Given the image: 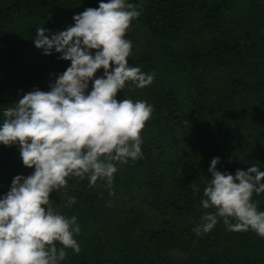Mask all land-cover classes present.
<instances>
[{
	"label": "trees",
	"instance_id": "16d2710c",
	"mask_svg": "<svg viewBox=\"0 0 264 264\" xmlns=\"http://www.w3.org/2000/svg\"><path fill=\"white\" fill-rule=\"evenodd\" d=\"M127 2L140 10L126 33L129 63L154 78L144 88L126 82L117 97L153 106L140 133L143 156L116 162L110 189L69 177L49 194L53 209L75 215L81 229L80 251L67 249L60 264H264V238L251 230L228 231L218 221L199 237L191 231L211 211L199 201L212 157L221 171L251 164L264 171V0ZM97 6L0 0V109L34 86L48 90L70 63L35 47V29L62 30L73 13ZM32 171L16 145L0 144V193ZM252 199L264 210V192Z\"/></svg>",
	"mask_w": 264,
	"mask_h": 264
},
{
	"label": "clouds",
	"instance_id": "9594fccd",
	"mask_svg": "<svg viewBox=\"0 0 264 264\" xmlns=\"http://www.w3.org/2000/svg\"><path fill=\"white\" fill-rule=\"evenodd\" d=\"M139 15L127 0H98L97 7L73 13V23L62 30L35 29V47L70 63L48 90L34 86L0 109V144L16 145L22 164L33 169L13 176L0 193V264H60L67 249L78 253L77 217L54 210L49 194L64 188L69 177L86 178L89 186L101 180L110 189L116 162L142 158L140 133L153 106L117 97L126 82L144 88L154 78L128 59L132 42L126 33ZM219 160H210L199 201L211 211L191 231L199 237L222 221L228 231L251 230L264 238V210L252 199L264 192V171L257 164L221 171ZM192 189L199 190L195 184Z\"/></svg>",
	"mask_w": 264,
	"mask_h": 264
}]
</instances>
